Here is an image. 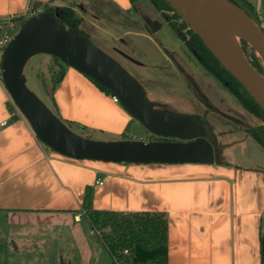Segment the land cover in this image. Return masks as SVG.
I'll use <instances>...</instances> for the list:
<instances>
[{"label": "crops", "instance_id": "crops-1", "mask_svg": "<svg viewBox=\"0 0 264 264\" xmlns=\"http://www.w3.org/2000/svg\"><path fill=\"white\" fill-rule=\"evenodd\" d=\"M111 1L131 10L129 0ZM71 2L0 0V24L12 27L19 23L14 18L38 4L62 7ZM259 4L264 26V0ZM54 100L63 120L89 130L118 135L131 121L110 95L74 68L66 69ZM8 104L12 102L0 80L1 215L35 214L46 223L74 216L85 223L83 202L90 186L94 210L164 213L168 264H263L264 170L225 162L126 164L67 158L49 151L17 109L19 119L11 121Z\"/></svg>", "mask_w": 264, "mask_h": 264}, {"label": "rangeland", "instance_id": "rangeland-1", "mask_svg": "<svg viewBox=\"0 0 264 264\" xmlns=\"http://www.w3.org/2000/svg\"><path fill=\"white\" fill-rule=\"evenodd\" d=\"M71 1L70 5L63 6L74 5L77 8V13L84 17L83 28L89 32L91 40L141 82L157 109L191 114L200 119L207 110V121L217 135V143L228 146L221 154L223 162L254 171L264 170V149L246 131L248 127L259 124L258 120L241 106L222 83L202 68L193 53L186 49L181 38L166 20L169 17L177 24L182 23L172 11L168 8L166 11H155L147 0L139 15L131 10H124L115 2L109 4L105 0ZM85 1L88 9L82 11L78 5ZM232 1L245 10L264 32L262 18H259V9L262 7L259 0ZM11 26L7 29L13 37L21 26L19 23ZM185 28V32H190L188 26ZM4 36L0 32V40ZM101 38H106V44ZM244 42L238 39L237 47L251 64L255 62L264 69L259 56ZM109 49L113 50L112 53ZM3 51L0 49V62ZM64 66L67 70L71 69L65 64ZM56 68L53 57L37 55L28 62L24 74L29 89L68 125L53 105L48 90L51 85V69ZM9 98L26 120L10 95ZM119 106L128 113L131 121L118 135L89 130L75 124L70 129L94 141H160V136L149 132L120 103ZM41 218L35 214H16L9 217L0 214V264L5 260H9L10 264L117 263L103 244L104 233H108L109 229L100 232L92 228L94 235L90 236L88 217L84 218L85 223L76 221L74 216L54 223L40 221ZM262 230L264 238V218Z\"/></svg>", "mask_w": 264, "mask_h": 264}, {"label": "water", "instance_id": "water-1", "mask_svg": "<svg viewBox=\"0 0 264 264\" xmlns=\"http://www.w3.org/2000/svg\"><path fill=\"white\" fill-rule=\"evenodd\" d=\"M199 35L209 51L264 111V75L206 23L192 3L233 22L243 41L256 52L264 66V32L253 18L230 0H165ZM37 55L56 57L111 91L120 104L154 135L181 141H94L72 131L27 86L24 70ZM1 79L14 104L29 122L37 138L53 151L75 160L126 164H220L228 146L219 145L211 124H200L191 114L156 109L146 89L122 64L78 29L60 26L50 12L27 19L3 51ZM50 89V88H49ZM51 93V90H49ZM264 257V239L262 241Z\"/></svg>", "mask_w": 264, "mask_h": 264}, {"label": "trees", "instance_id": "trees-1", "mask_svg": "<svg viewBox=\"0 0 264 264\" xmlns=\"http://www.w3.org/2000/svg\"><path fill=\"white\" fill-rule=\"evenodd\" d=\"M105 1L112 4L111 0ZM147 1L150 2L155 11L157 9L166 11L167 8L172 11L175 17L181 20L182 23L177 24L174 19L168 17L166 20L169 26L182 40L187 38L185 35V26H188V24L165 0ZM129 2L131 4V11L138 15L140 10L145 7V0H129ZM232 2L235 3L234 1ZM85 3L86 1L84 4L80 3V5H78L80 10L85 11V9H88ZM39 8H41L42 12H50L57 20L58 24L63 28L68 30L78 29L81 35L92 41L89 32L83 28V23L85 22L84 17L77 13V8H75L74 5L56 7L51 6L49 3L44 5L38 4L33 7L31 12L23 16H18L14 18L13 21L19 22L20 26H22L25 21L31 17V14L37 12ZM189 35H191V38L187 42V46L190 51L194 52V56L200 66L222 83L241 106L258 120L259 124L248 127L246 131L264 149V111L254 101L242 84L237 81L209 51L202 39L194 31H190ZM102 40L105 41L104 43L106 44V38ZM244 43L247 44L246 42ZM109 51L112 53L113 50L109 49ZM53 59L57 68L55 70L51 69L52 78L50 89L48 90H51V99L55 106L54 92L66 75V67L60 59L56 57H53ZM252 65L264 75L262 66H260V68L255 62H253ZM86 77L107 95H112L111 91L93 81L88 76ZM0 80L2 81L1 72ZM45 85L49 88L47 84ZM8 105L10 112L13 114L11 121L18 120L19 116L14 114L15 107L13 104ZM64 121L67 122L69 128L74 124L72 121ZM81 127L85 128L83 126ZM123 135H125V133ZM160 141L173 140L161 137ZM44 146L48 147L46 145ZM92 202L93 189L89 186L87 187L84 197L83 209L93 229L99 230L100 232L109 229L108 233H104L103 244L116 260V264H168L169 222L164 213L98 211L93 209ZM125 251H128V254H125Z\"/></svg>", "mask_w": 264, "mask_h": 264}, {"label": "bare ground", "instance_id": "bare-ground-1", "mask_svg": "<svg viewBox=\"0 0 264 264\" xmlns=\"http://www.w3.org/2000/svg\"><path fill=\"white\" fill-rule=\"evenodd\" d=\"M192 5L198 15L233 46L237 47L238 39L244 38L242 31L223 15L201 2H193Z\"/></svg>", "mask_w": 264, "mask_h": 264}, {"label": "built area", "instance_id": "built-area-1", "mask_svg": "<svg viewBox=\"0 0 264 264\" xmlns=\"http://www.w3.org/2000/svg\"><path fill=\"white\" fill-rule=\"evenodd\" d=\"M41 12H42L41 10L37 11V12H33L31 14V17L34 16V15H37V14H39ZM7 27H8V22H6L5 25H1L0 24V32L4 33V35H5L2 38L1 42H0V49L1 50H4L6 48V46L9 44V42L11 41V39H12V37H11L12 35L9 33ZM7 32H8V34H7ZM0 72H1V68H0ZM111 99L113 100L114 103H118V104L120 103L119 99L116 96H114V95H111ZM6 124H7V122L3 123V125H6ZM97 184L98 185H103V182L99 180V181H97ZM125 254H128V251H125Z\"/></svg>", "mask_w": 264, "mask_h": 264}, {"label": "flooded vegetation", "instance_id": "flooded-vegetation-1", "mask_svg": "<svg viewBox=\"0 0 264 264\" xmlns=\"http://www.w3.org/2000/svg\"><path fill=\"white\" fill-rule=\"evenodd\" d=\"M175 11V10H174ZM176 12V11H175ZM181 17V16H180ZM182 18V17H181ZM183 19V18H182ZM189 26V25H188ZM188 30H190V31H193L192 29H191V27L189 26V29ZM197 34V33H196ZM186 39L185 40H182L183 41V44L186 46V49L187 50H189V48H188V46H187V42L190 40V38H191V35H189V31L188 32H186ZM198 35V34H197ZM199 36V35H198ZM192 52V51H191ZM193 53V55H195L194 54V52H192ZM207 110L205 111V115H204V117L202 118V119H200V118H198L197 116H195V115H193V116H195V118L197 119V121H198V123H200V124H202V123H204L205 121H207ZM199 120H202V121H199ZM208 122V121H207ZM215 135H216V133H215ZM217 136V135H216ZM171 140H173V141H181V140H178V139H171Z\"/></svg>", "mask_w": 264, "mask_h": 264}]
</instances>
